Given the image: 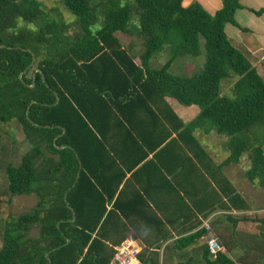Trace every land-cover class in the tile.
Returning <instances> with one entry per match:
<instances>
[{
	"label": "trees",
	"instance_id": "trees-1",
	"mask_svg": "<svg viewBox=\"0 0 264 264\" xmlns=\"http://www.w3.org/2000/svg\"><path fill=\"white\" fill-rule=\"evenodd\" d=\"M55 1L74 23L55 10L56 18L45 17L37 0H0V124L15 122L30 147L17 165L5 166L7 192L36 198L28 213L5 223L0 264H110L130 231L143 246L138 264H171L158 253L172 237L156 214L164 216L163 205L136 192L137 212L120 208L125 173L118 160L135 155V148L138 164L150 155L177 160L180 141L202 162L198 154L206 155L193 133L214 131L228 138L229 155L220 166L207 159L202 165L215 184L213 201L205 196L204 212L197 208L191 215L250 209L222 175L224 166L242 159L248 164L244 179L264 193V79L224 31L227 24L238 26L240 0H220L213 15L196 1L187 7L182 0ZM162 55L167 59L159 65ZM190 61L196 69L184 72L182 64ZM224 83L230 85L227 91ZM166 98L195 106L199 114L183 123ZM173 125L181 130L179 141L171 138ZM152 158L143 168L162 174L167 166ZM240 221L248 220L227 217L229 229L213 222L211 228L227 249L229 241L236 242L264 264V220L251 219L260 224L252 244L237 238ZM150 232L156 233L155 242ZM205 234L200 230L173 247L183 257ZM199 253L177 264H236L221 253L212 259L205 241Z\"/></svg>",
	"mask_w": 264,
	"mask_h": 264
},
{
	"label": "crops",
	"instance_id": "crops-1",
	"mask_svg": "<svg viewBox=\"0 0 264 264\" xmlns=\"http://www.w3.org/2000/svg\"><path fill=\"white\" fill-rule=\"evenodd\" d=\"M198 2L209 14L213 15L217 10L221 8L220 0H182V6L187 7L192 2ZM241 9L237 10L234 15V19L237 27L227 24L224 28L226 36L229 38L231 44L242 50L252 66L257 70L258 74L264 79V0H240ZM262 11L261 14L257 15L255 12ZM244 29V30H243ZM162 57V60H161ZM157 59L159 65L164 64L166 55H162ZM138 63L137 59L135 60ZM184 72H190L195 70L196 66H191L190 62H184L182 64ZM165 103L183 123H189L194 120L199 114V110L195 106L185 107L178 104L176 101L166 98ZM175 126L168 127L171 131V138L178 140V132L174 131ZM194 139L203 149L206 159L209 160L214 166H220L227 159L229 153L226 148L228 138L221 136L214 131L204 134L202 130L197 129L193 133ZM179 141V140H178ZM119 143V142H118ZM139 143V142H138ZM178 144L182 147L183 153L177 160H161L157 161L150 155L147 160L137 163L138 151L135 148V155H129L121 160H118V167L125 173V178L118 188V196L124 197L120 203V208L123 211H135L137 212L136 192L141 195L149 193L153 197V201L157 203L159 208L163 209L162 216L159 212H156L157 216L162 220L163 226L161 227L164 231L167 230L171 234V238L165 241L161 248L158 250L160 260L163 258L170 261L171 264H177L179 259H188L190 256L194 258L199 257V248L204 243L205 238L213 235L217 238L216 232L211 228V223H221L223 228H228L227 217H231L234 220H241L243 218L248 221H240L237 225V230L240 224L244 226L251 224V215L259 213L264 210V193H259L258 189L253 187L244 179V173L248 167L247 162L242 159L239 165H229L222 168V175L226 178L231 185L235 188L238 194L248 203L249 210H213L205 218L202 216L203 205L202 200L205 196H211L210 202L213 201L212 194L210 191L211 187H215L211 177L207 175L203 166H207L208 161L198 154L202 159V162L198 161L193 156V151H189L184 148L181 142ZM193 146V144H192ZM152 158V161L156 165H166V170L161 169L162 174H159L154 167H145L146 161ZM136 162L131 172L127 171V168L132 163ZM246 162V166H245ZM144 164V165H143ZM205 164V165H204ZM203 165V166H202ZM200 172V174H199ZM219 179V176L215 177ZM209 184V185H208ZM249 187L252 189L249 190ZM251 191L258 192V198L251 197ZM123 192V194H122ZM120 193V194H119ZM189 197H192V201L195 202L197 207H193ZM122 198V197H121ZM208 204V203H207ZM127 206H131V210H127ZM152 210H156L153 204H150ZM199 209L201 213H191ZM258 218V217H257ZM260 219V218H259ZM200 221V225L196 226ZM208 224L210 232L204 228V225ZM191 227L190 230L182 232V229ZM200 230H204L206 234L197 240L195 244L190 246L188 250L184 251V256L177 251L173 245L176 241L198 233ZM251 237H258V231L255 230L251 233ZM152 241L155 242L156 233L150 232ZM128 238L134 239L140 247V251L143 246L137 235L130 231L127 234ZM218 242L223 246L224 251L221 254H225L230 259H235L241 256L244 252H248L241 247L237 246L236 242L229 241V249H227L220 239ZM243 244L248 243L251 239L246 237L245 240L239 239ZM226 245V244H225Z\"/></svg>",
	"mask_w": 264,
	"mask_h": 264
},
{
	"label": "rangeland",
	"instance_id": "rangeland-1",
	"mask_svg": "<svg viewBox=\"0 0 264 264\" xmlns=\"http://www.w3.org/2000/svg\"><path fill=\"white\" fill-rule=\"evenodd\" d=\"M39 1L45 10L46 16L49 18H56L54 14V10L58 11L60 15L63 16V18L68 23H74L76 21V18L72 15H70L57 1L55 0H37ZM132 8H134L135 4L132 1L131 2ZM35 24H29L26 25L28 29L34 30ZM98 26H95L94 28H97ZM95 30V29H94ZM121 40L123 39V42H125L127 39L125 36L120 35L119 36ZM133 40V39H132ZM135 43L137 47H140V42L138 40H135ZM138 49V48H137ZM167 59L164 58V60ZM162 60V57H161ZM203 65L204 57L202 55L201 57ZM200 64V63H199ZM198 65V63L196 64ZM194 71V70H193ZM230 85L224 83L223 84V90L227 91ZM29 144L25 140L21 130L19 129L18 125L13 122L11 124H0V247L2 245V235H3V228L7 221L16 218L17 216L21 214L28 213L31 208L36 203V198L33 195L30 196H11L7 192V180L4 174V168L8 163L17 165L23 154L29 150ZM264 150V148H263ZM246 166V162H245ZM252 189L249 187V190ZM258 189V188H256ZM259 193H262L261 189H258ZM256 191H251V197L255 198L257 200L258 198V192L254 193ZM264 204V202H262ZM258 217L257 219H263L264 220V210L260 211L259 213H255L251 215V218ZM260 227V224L258 222H251V224H246L244 226L240 224L239 229L237 230V238L245 240L246 237H249L251 239V233ZM37 232H32V236H34ZM249 244H252L251 242H248ZM254 253L244 252L241 254L240 257L235 258L234 261L236 264H257L255 258L253 257H260L259 254H256L252 256ZM261 255V254H260Z\"/></svg>",
	"mask_w": 264,
	"mask_h": 264
},
{
	"label": "built area",
	"instance_id": "built-area-1",
	"mask_svg": "<svg viewBox=\"0 0 264 264\" xmlns=\"http://www.w3.org/2000/svg\"><path fill=\"white\" fill-rule=\"evenodd\" d=\"M204 228L210 232L208 224L204 225ZM205 243L212 259H215L219 253L224 251L223 246L213 235L206 237ZM115 251V255L110 264H138L137 255L140 247L134 239L127 238L115 248Z\"/></svg>",
	"mask_w": 264,
	"mask_h": 264
}]
</instances>
